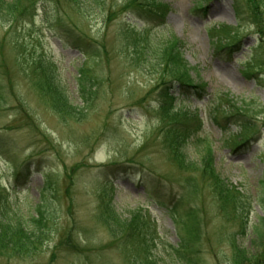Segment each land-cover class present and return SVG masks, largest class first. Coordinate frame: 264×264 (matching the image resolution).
I'll use <instances>...</instances> for the list:
<instances>
[{"label": "rangeland", "instance_id": "obj_1", "mask_svg": "<svg viewBox=\"0 0 264 264\" xmlns=\"http://www.w3.org/2000/svg\"><path fill=\"white\" fill-rule=\"evenodd\" d=\"M160 3L166 14L144 19L139 0H39L16 25L0 21V190L24 211L47 201L52 214L37 254L0 264H145L147 246L162 256L169 245L193 264H264V239L248 229L264 213V0ZM149 30L186 43L183 60L204 91L177 104L192 113L178 118L202 124L212 153L203 167L200 143L187 167L162 141L169 75L138 50ZM40 55L55 62L75 107L57 111L40 91L30 68ZM81 67L95 78L89 99ZM25 165L27 177L15 179ZM108 205L149 223L115 236L100 218Z\"/></svg>", "mask_w": 264, "mask_h": 264}, {"label": "trees", "instance_id": "obj_2", "mask_svg": "<svg viewBox=\"0 0 264 264\" xmlns=\"http://www.w3.org/2000/svg\"><path fill=\"white\" fill-rule=\"evenodd\" d=\"M72 1L78 6H83L82 3L88 0ZM139 1L141 4L138 7V11L141 16L145 17L144 19L157 15L163 17L166 14L165 8L167 6L160 3V0ZM38 3L39 0H0V21L4 23V26L16 25L21 21L22 17H29L33 11L36 12L39 7ZM143 39L142 47L141 44L138 46V50L143 54V59L148 61L151 66L166 69L169 75L167 79H163L161 85V93L165 100L161 101L160 107H168L165 112L168 121L162 126V141L172 150L174 158H177L180 163L187 167L191 165L189 159V155L192 153L191 146L195 145V141L200 143L201 146L198 144V147H202L200 160L203 167L210 161L212 153L210 143L206 139L199 137V133L202 132V124L197 120L178 118L179 116H184L186 112L191 115L192 113L189 109L187 111L182 109L183 106L181 105L177 107V104L184 102L188 96L202 95L204 91L202 86L197 84V77L194 76L193 78L190 74L192 69L187 67L183 60L182 48L186 43L171 32L159 34L156 31L150 32V30ZM78 45L82 51L85 50L83 45ZM30 68L38 76V88L41 92L43 90L48 92V97H50L55 110H68V108H71L72 103L61 83L57 66L50 57L45 55L38 56ZM94 81V76L81 67L78 85L80 94L85 99L92 97L93 90L96 87ZM186 102L188 103L189 99ZM214 109L208 112V118L211 122L215 119ZM125 164H133V162L126 160ZM28 170L29 167L27 165L21 170H16L15 179L22 175L26 176ZM152 173L150 170L147 171L146 180L152 184V189H154L158 184V181L155 182L154 180L158 179H153L151 177V175L153 176ZM3 192L4 187H1L0 257L17 258L18 260L26 259L28 256L37 254L40 247L45 243L49 230L46 229L47 225L44 222L49 214L52 215L50 205L45 204L47 201H43L44 204H42L41 199H39L38 203H35L33 207L26 205L25 208L27 209L24 211L16 201L8 204L4 199L5 194ZM257 198L259 202L261 201L264 204V180L260 182V192ZM105 209L100 218L107 230L115 236L123 234L128 239L133 238L136 236V231L143 224L149 223L147 214L139 210L128 213L127 218L124 217L123 212H118L111 205H108ZM247 222V217H245L243 219L244 228L245 226L247 228ZM257 223L254 228L248 226V229L254 233V239L261 242L264 239V213L262 217L257 219ZM58 242L61 244L63 241L60 239ZM145 242L147 243V240ZM144 251L146 254L143 259L147 260L144 261L145 264H159V258H163L166 264H193L184 257V253L178 246L169 245L162 256L154 255L153 250L149 249V246ZM236 251L241 260L248 259L249 254L246 249L238 247Z\"/></svg>", "mask_w": 264, "mask_h": 264}]
</instances>
